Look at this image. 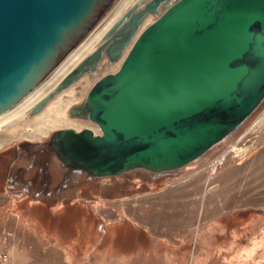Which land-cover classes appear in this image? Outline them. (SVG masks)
<instances>
[{
    "label": "water",
    "instance_id": "water-1",
    "mask_svg": "<svg viewBox=\"0 0 264 264\" xmlns=\"http://www.w3.org/2000/svg\"><path fill=\"white\" fill-rule=\"evenodd\" d=\"M109 1L0 0V112L55 67ZM169 1L147 0L137 11L134 3L31 108L93 69L102 53L121 55L144 14L158 12L80 103L100 132L64 127L52 134L62 164L91 175L174 169L233 130L264 97V0Z\"/></svg>",
    "mask_w": 264,
    "mask_h": 264
},
{
    "label": "rangeland",
    "instance_id": "rangeland-1",
    "mask_svg": "<svg viewBox=\"0 0 264 264\" xmlns=\"http://www.w3.org/2000/svg\"><path fill=\"white\" fill-rule=\"evenodd\" d=\"M138 1L110 0L70 53ZM120 62L111 64L104 55L92 76H82L68 89L73 93L62 91L47 106L72 100L65 121L100 132L68 111ZM59 65L36 90L47 94L66 74L56 75ZM30 115L0 128V264H264V97L224 141L159 173L133 168L95 177L82 168L68 170L49 145L66 125L31 137L45 124L30 125L37 114ZM21 141L34 145L12 155ZM39 162L47 163L48 176ZM17 166L27 167L25 177L36 171L30 185L9 186L19 178Z\"/></svg>",
    "mask_w": 264,
    "mask_h": 264
},
{
    "label": "bare ground",
    "instance_id": "bare-ground-1",
    "mask_svg": "<svg viewBox=\"0 0 264 264\" xmlns=\"http://www.w3.org/2000/svg\"><path fill=\"white\" fill-rule=\"evenodd\" d=\"M147 0H140L137 2L136 6L134 7L133 11H137L139 9V6L142 5L143 3H145ZM173 0H170L169 2H172ZM127 2V1H126ZM161 4V3H160ZM158 11H161V8L158 7ZM158 13V12H157ZM157 13H145L142 21L140 23L139 28L137 29V31L134 33L133 37L136 35V33L143 27L144 23L146 22L147 19H149V17L151 15H157ZM114 23V21L112 23L106 24L102 29H99V31H97V33H95L94 35H92V37L87 41V44L83 45L80 48H76L75 51H73L72 53H70L78 44V41L76 43V45L55 65V67L49 72V74L51 72H53L57 66L65 59V61L59 65L57 71H56V75L58 76H62L65 73H67V71H69V67L71 66V68L76 65L85 55H87L90 51L93 50L94 48V44L96 43H100L101 42V38L103 36V34L107 31V29ZM108 37V36H107ZM132 39L127 43V45L123 48L122 54L119 55L118 57L114 58V59H108V57L102 53V56L100 57V59L96 62V65L93 69L88 68L87 70H84L82 72H80L72 81H70V83H68L65 87L61 88L59 91L55 92L52 96H50L46 102L37 110L34 112H31V108L35 105V103L42 98L43 96H45V94H43L41 92V90H36V88L40 85V83L43 81L38 82V84H36L32 89H30L24 96H22L19 100H17L16 102H14L12 105H10L8 108H6L4 111L0 112V128H2L3 126L8 127L10 126H17V123L20 119H22L24 117V115L26 116V114L30 113V116H35V114H37L36 119H33L34 121H31L30 125H33L35 123H37L38 121L42 124H45L44 128L42 126H36L34 127L31 132L32 136L31 137H36L37 134H47V132L54 130L56 127L63 125H66L65 127H74V121L71 119H68L67 121H65L66 119L63 117L66 115V109L67 106L70 105V103L72 104V100L66 104H64V102H62V100L59 98L57 101H55L53 104L48 105L47 104L54 98L56 97L58 94H60L62 91L68 90L73 83H75L77 80H79L83 75L89 74L92 75L94 73L93 70L97 69V65L99 64V62L103 59L104 55L106 56V58L111 62V64H114L115 62L121 61L125 52L127 51L130 43L133 40ZM70 53V54H69ZM69 69V70H68ZM48 74V75H49ZM47 77V76H46ZM45 79V78H44ZM35 90V91H33ZM33 91V93H31ZM31 93V95H29ZM66 93H73L72 89L66 91ZM29 95V96H28ZM28 96V97H27ZM27 97V98H26ZM26 98V99H24ZM24 99V100H23ZM21 100H23L19 105L18 104ZM45 106H47L45 108ZM45 108V109H44ZM44 109V110H43ZM69 116H72L71 118H86L83 116L84 113H86L85 111H83V108L81 107L80 104H76L73 105L72 107L69 108ZM39 113V114H38ZM66 117V116H65ZM89 119V118H86ZM244 120V119H243ZM243 120L239 123L241 124L243 122ZM238 126V125H237ZM237 126L231 130L230 132H228L224 137H222L221 139H219L217 142H215L213 145L218 144L219 142H222L226 139V137L228 135L231 134V132H233ZM32 128V127H31ZM75 128V127H74ZM12 129V128H11ZM76 130V128H75ZM93 130V129H92ZM94 132V130H93ZM95 133V132H94ZM210 146V147H211ZM209 147V148H210ZM198 157V156H197ZM196 157V158H197ZM194 158V159H196ZM192 159V160H194ZM191 160V161H192ZM188 163V162H187ZM186 164V163H185ZM184 165V164H183ZM182 166V165H181ZM74 168H78V167H74ZM140 168V167H137ZM91 175V174H90ZM115 175V174H114ZM95 177H99V176H112V174L109 175H92Z\"/></svg>",
    "mask_w": 264,
    "mask_h": 264
},
{
    "label": "flooded vegetation",
    "instance_id": "flooded-vegetation-1",
    "mask_svg": "<svg viewBox=\"0 0 264 264\" xmlns=\"http://www.w3.org/2000/svg\"><path fill=\"white\" fill-rule=\"evenodd\" d=\"M140 1V0H139ZM144 4V3H143ZM142 4V5H143ZM142 5H140L139 6V9L142 7ZM138 9V10H139ZM94 74V73H93ZM92 74V75H93ZM86 75H89V74H86ZM92 75H90V76H92ZM84 76V75H83ZM68 116H69V114H68ZM31 146V145H34V143H32V142H30V141H21L16 147H14L13 149H11L12 150V155H15V151H17V150H20V149H27V150H29L28 148V146ZM49 145H50V143H49ZM51 146V145H50ZM52 147V146H51ZM53 148V147H52ZM42 149V148H41ZM40 148H39V150H41ZM16 157H18L17 155H16ZM40 164H38V168L39 169H41L42 171H43V174L45 175V176H48V174L46 173V168H47V163L45 162V163H41V162H39ZM64 165V164H63ZM65 167L69 170H71L73 167H69V166H66L65 165ZM11 168H16L15 166H12ZM10 168V169H11ZM26 166H17V169H19V172H20V174H19V178H17L16 180H15V182L14 183H12V184H10L9 186H14L15 185V183H18L19 181H21V182H23L26 186L27 185H30L32 182H33V180H34V178H35V175H36V171L33 173V175H31V176H28V177H25V176H23L24 175V173H25V171H26ZM37 170V169H36ZM48 179V177L47 178H45V184H46V182L48 181L47 180ZM68 179V178H67ZM26 186L24 187V190H27V188H26ZM41 190H44V185L42 186L41 185V188H40Z\"/></svg>",
    "mask_w": 264,
    "mask_h": 264
},
{
    "label": "crops",
    "instance_id": "crops-1",
    "mask_svg": "<svg viewBox=\"0 0 264 264\" xmlns=\"http://www.w3.org/2000/svg\"><path fill=\"white\" fill-rule=\"evenodd\" d=\"M183 226H184V225H183ZM184 227H185V226H184ZM184 227H183V229H184ZM179 228H180V227H179ZM183 229H182V230H183ZM9 254L12 255V254H13V250H9ZM13 255H14V254H13ZM11 258H13V257H11ZM135 261L137 262V260H135ZM10 264H16V263L13 261V259H11V260H10Z\"/></svg>",
    "mask_w": 264,
    "mask_h": 264
},
{
    "label": "built area",
    "instance_id": "built-area-1",
    "mask_svg": "<svg viewBox=\"0 0 264 264\" xmlns=\"http://www.w3.org/2000/svg\"><path fill=\"white\" fill-rule=\"evenodd\" d=\"M5 261V257L2 256V254H0V263L4 262Z\"/></svg>",
    "mask_w": 264,
    "mask_h": 264
}]
</instances>
